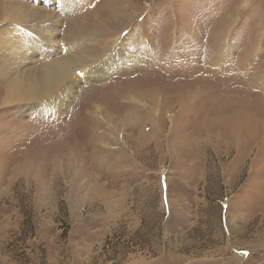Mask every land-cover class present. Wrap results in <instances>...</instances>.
Here are the masks:
<instances>
[{"label": "rangeland", "instance_id": "374dc122", "mask_svg": "<svg viewBox=\"0 0 264 264\" xmlns=\"http://www.w3.org/2000/svg\"><path fill=\"white\" fill-rule=\"evenodd\" d=\"M71 2L58 35L122 64L61 115L0 106V264H264V0Z\"/></svg>", "mask_w": 264, "mask_h": 264}, {"label": "bare ground", "instance_id": "6f19581e", "mask_svg": "<svg viewBox=\"0 0 264 264\" xmlns=\"http://www.w3.org/2000/svg\"><path fill=\"white\" fill-rule=\"evenodd\" d=\"M248 2L249 0H245V4ZM72 5L74 4L71 0H20L14 4L6 2L0 5V20L2 19L0 24V82L3 84H0L2 85L0 91H3V95H0V106L29 104L38 111H52L57 115H61L62 109L64 110L66 107V100L71 97L75 88L74 85L79 78L85 80L99 79L112 73L120 63L121 52L117 54L119 58L116 62L109 61V56L104 52V48L101 55L98 53L84 57L75 42L58 35L55 30H57L56 28L60 23V15L67 7ZM126 6L128 7V5ZM127 11H125L126 14H120V16H130ZM6 21L8 23L5 26ZM116 41L117 39L115 42L111 41L112 46L116 44V46L124 48L123 54L134 53L131 52L130 46L125 41L119 40L118 43ZM140 50L139 48L135 57L131 59L133 67L138 66L140 63V57H138ZM37 59L41 65H31ZM118 88H116V91H112V89L100 92L99 100L108 103L109 101L113 102L125 98L128 94L127 90L125 91L122 88L117 90ZM138 94L144 96V92H138ZM182 98L184 96H180V99ZM101 102L92 104V107L95 106L96 111L99 113V118H101L100 114L103 110H101ZM138 102L143 101L138 99ZM88 110L89 108L86 109L87 112ZM105 112L106 116H109L108 112ZM126 116H123V118ZM92 128L96 129L97 127L92 124L90 130ZM111 133L110 130L97 133L96 141L111 145L114 141ZM120 140L125 143L124 137H120ZM71 141L76 143L75 146L72 145L76 153H88L84 156L90 154L91 158H97L101 162L105 159L107 162L110 159L106 153L105 156L103 155L104 157H101V154L97 153L98 147L93 148L94 145H90L89 149H83L85 147L81 145L82 140L75 139ZM79 141L80 143H78ZM67 147H70V145L66 144ZM62 149L64 148L55 150L60 152ZM76 153L70 157V161L67 160L69 163H66L71 164L77 160L74 156ZM79 157L81 158V156ZM68 164L67 168H69Z\"/></svg>", "mask_w": 264, "mask_h": 264}]
</instances>
